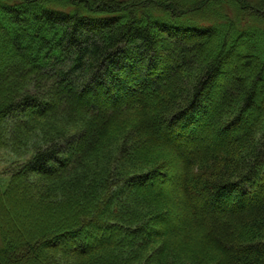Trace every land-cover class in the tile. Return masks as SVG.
I'll return each mask as SVG.
<instances>
[{
  "label": "trees",
  "instance_id": "trees-1",
  "mask_svg": "<svg viewBox=\"0 0 264 264\" xmlns=\"http://www.w3.org/2000/svg\"><path fill=\"white\" fill-rule=\"evenodd\" d=\"M0 152V264H264V0H0Z\"/></svg>",
  "mask_w": 264,
  "mask_h": 264
},
{
  "label": "rangeland",
  "instance_id": "rangeland-1",
  "mask_svg": "<svg viewBox=\"0 0 264 264\" xmlns=\"http://www.w3.org/2000/svg\"><path fill=\"white\" fill-rule=\"evenodd\" d=\"M208 105L210 106L211 104H208ZM210 137L211 136H209L208 138L210 139ZM210 141L213 142V144H215V145L217 144L216 140L213 138H211ZM12 160H15V158H13V157L5 154V153L3 154L0 152V173L5 172L10 167ZM15 162H16V160H15ZM154 164L155 163L151 164V161H150L149 163L146 164V168L149 169V168L153 167Z\"/></svg>",
  "mask_w": 264,
  "mask_h": 264
}]
</instances>
